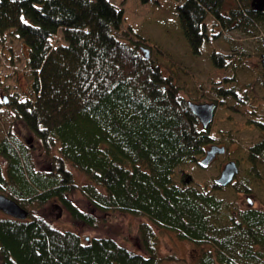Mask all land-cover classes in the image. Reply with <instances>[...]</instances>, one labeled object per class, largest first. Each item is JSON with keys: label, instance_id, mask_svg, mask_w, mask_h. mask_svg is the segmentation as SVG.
I'll return each instance as SVG.
<instances>
[{"label": "trees", "instance_id": "trees-1", "mask_svg": "<svg viewBox=\"0 0 264 264\" xmlns=\"http://www.w3.org/2000/svg\"><path fill=\"white\" fill-rule=\"evenodd\" d=\"M180 1L193 51L217 36L211 17L249 32L264 26V11L252 0H235L227 14L228 0ZM123 20V8L110 0H0V34L10 32L28 47L31 81L27 96L4 98L0 112L8 106L40 140L45 157L38 170L30 144L11 131L0 140V194L29 212L24 220L0 216V264H162V227L202 248L194 264H264V96L256 88L264 94L263 69L246 66L238 50L233 64L226 63L231 54L211 52L214 101L240 114L256 138L242 147L237 161L246 167L229 185L215 179L197 185L190 175L187 181L188 167H200L212 145L225 144L202 127L173 75L145 57L146 37L130 27L135 39L119 36L129 34ZM245 70L252 80L242 97L228 87L232 74ZM226 139L228 149L234 141L231 134ZM78 190L103 214L144 217L143 253L109 236L60 230L41 215L54 200L72 220L96 227L95 216L71 198ZM240 194H255L258 206L252 198L240 205Z\"/></svg>", "mask_w": 264, "mask_h": 264}, {"label": "rangeland", "instance_id": "rangeland-1", "mask_svg": "<svg viewBox=\"0 0 264 264\" xmlns=\"http://www.w3.org/2000/svg\"><path fill=\"white\" fill-rule=\"evenodd\" d=\"M110 1L117 7L123 8L124 11L122 30L129 34L120 32L119 36L125 40L135 39L136 36L132 35L129 30L131 28L142 38L146 37L143 45L149 49L150 58L159 64L166 75H173L176 83L182 86L183 95L189 100L202 95V103L215 102V96L210 87V80L218 75L210 59V54L214 49L223 54L232 55L227 58L226 63L237 60L238 50L245 53L246 66L253 67L255 71L263 69L261 54L264 49L261 39L264 43V26H258L254 32H249L236 28L234 23L232 25L218 23L211 17L210 22L217 23L213 31L217 36L213 41L204 42L198 51H193L183 34L177 13V6L181 4L180 0ZM234 3L235 0L227 1L225 13ZM27 56L28 47L23 41L10 32L0 34V101L4 102V98L12 99L15 94L20 98L27 96L31 82L26 68ZM247 71L249 70L232 74L234 82L230 81L228 87L234 88L235 92H238L242 97H247V85L250 89V80H252ZM228 72V76L231 75V71ZM253 79L255 81V78ZM253 83L254 86L258 85V82ZM257 95L264 96L258 87ZM1 107L0 140L11 131L25 144H30L32 158L39 170L42 167L41 161L45 158L40 140L26 128L23 122L16 119L15 114L8 106L1 104ZM231 111L218 105L214 120L207 127L212 131V134H216L223 140L222 144H227L226 137L229 134L233 137L234 142L228 145L227 159L224 162L222 161L223 157L218 155L206 167L189 166L186 177L190 175L197 185L209 184L212 179L217 178L225 163L230 160L237 161L241 155L242 147L256 138V136L254 137L256 131L246 128L242 116ZM0 161L3 162L2 156H0ZM237 163L238 174H241L246 164H241L238 161ZM70 169L74 172L76 181L79 183L84 181L83 176L74 168L70 167ZM71 198L78 207L95 216L96 227L72 220L68 212L54 200L41 208V215L60 230H73L82 237L109 236L130 249L143 253L138 227L141 221H145L144 217L128 213L103 214L94 208L79 190L74 192ZM247 198L255 200L256 196L251 194L246 197L244 194H240L238 203L245 206ZM257 202L258 199H256V203H253L254 206H258ZM4 214L0 210V216ZM157 234L160 254L165 257L162 264H194L196 262V258L202 250L201 247L190 241L178 239L175 233L163 227L157 229ZM168 257L174 259H168Z\"/></svg>", "mask_w": 264, "mask_h": 264}, {"label": "water", "instance_id": "water-1", "mask_svg": "<svg viewBox=\"0 0 264 264\" xmlns=\"http://www.w3.org/2000/svg\"><path fill=\"white\" fill-rule=\"evenodd\" d=\"M253 4L254 7L258 10L264 9V0H254ZM142 51L145 57L149 58V49L146 47H142ZM261 64L264 68V53L261 54ZM188 105L192 113L200 120L204 129L207 128L213 122L215 111L217 109V104L215 102L196 103L189 100ZM225 152V146L212 145L206 151L205 156L200 160V165L203 167L208 166L218 155H222ZM238 172L239 166L237 161L230 160L225 163V165L220 171L219 176L215 178V183L222 187H225L234 180ZM189 179L190 177L187 178V181H189ZM252 204L253 202L250 199V205ZM0 210H2L5 214L11 217L22 220L26 219L29 214V212L24 209L20 204H18L15 200L4 194H0Z\"/></svg>", "mask_w": 264, "mask_h": 264}, {"label": "flooded vegetation", "instance_id": "flooded-vegetation-1", "mask_svg": "<svg viewBox=\"0 0 264 264\" xmlns=\"http://www.w3.org/2000/svg\"><path fill=\"white\" fill-rule=\"evenodd\" d=\"M252 2H254V0H252ZM263 11H264V9H262ZM264 53V52H263ZM262 65V64H261ZM262 68H263V66H262ZM263 71H264V68H263ZM257 88V87H256Z\"/></svg>", "mask_w": 264, "mask_h": 264}]
</instances>
